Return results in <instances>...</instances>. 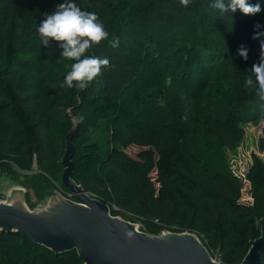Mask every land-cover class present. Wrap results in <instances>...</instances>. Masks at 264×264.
Returning a JSON list of instances; mask_svg holds the SVG:
<instances>
[{
    "label": "trees",
    "instance_id": "16d2710c",
    "mask_svg": "<svg viewBox=\"0 0 264 264\" xmlns=\"http://www.w3.org/2000/svg\"><path fill=\"white\" fill-rule=\"evenodd\" d=\"M61 2L0 0V175L19 179L16 168L30 172L19 186L32 208L55 190L76 201L63 185L61 161L71 114L82 117L73 139V179L86 192L150 234L192 231L213 256L220 250L222 264H241L261 234L264 161L253 156L247 173L253 202L243 204L244 182L230 172L219 145L236 121L235 106L262 103L254 77L251 85L244 78L264 37L253 44L243 39L264 16V0L255 15L237 10L224 16L209 0H190L187 7L180 0H77L97 12L109 40L118 41L116 47L102 41L86 53L107 57L109 64L84 89L61 86L73 61L59 56L60 42L40 46L35 33L43 14ZM241 44L249 49L246 61L235 54ZM177 72L185 75L187 98L200 85L226 82L223 95L199 98L210 132L190 126L174 135L177 96L166 104L160 79ZM151 109L162 125L146 134L153 124L143 127L141 113ZM261 113L254 119L264 118V108ZM134 144L144 149L131 156L126 149ZM81 263L77 250L56 254L23 235L0 232V264Z\"/></svg>",
    "mask_w": 264,
    "mask_h": 264
},
{
    "label": "water",
    "instance_id": "95a60500",
    "mask_svg": "<svg viewBox=\"0 0 264 264\" xmlns=\"http://www.w3.org/2000/svg\"><path fill=\"white\" fill-rule=\"evenodd\" d=\"M73 126L66 136L62 158L63 185L76 201L55 190L35 207L26 200L24 187H14L0 202V232L23 235L56 254L77 250L81 264H222L220 250L213 256L197 233L163 230L150 234L138 223L114 216L110 206L73 179V139L79 121L71 114ZM264 218L261 234L241 264H263Z\"/></svg>",
    "mask_w": 264,
    "mask_h": 264
},
{
    "label": "rangeland",
    "instance_id": "374dc122",
    "mask_svg": "<svg viewBox=\"0 0 264 264\" xmlns=\"http://www.w3.org/2000/svg\"><path fill=\"white\" fill-rule=\"evenodd\" d=\"M257 22H259L261 25H264V16L250 25L248 31L246 32V35H244L243 41L245 43L253 44L255 40L252 38L254 31L253 25ZM249 48L251 49V46ZM254 60L255 62H257L259 60V55L255 54ZM170 74L171 75L164 77L165 81L164 79H160V85H162L163 87L166 104L167 101L170 100V97L172 95L173 97L177 96L180 98L179 99L175 97V102L173 106L176 110L174 112H177L176 117H179L178 124H176L175 122V125L173 124L174 126L172 127L174 128V135H176L177 133H181V135L188 133L190 126H192V129L196 128L201 132H205L208 129L210 132L212 126H208V124L202 121L203 104L199 101V98L202 97V93L210 96L216 94L221 95L222 92H226V90H224L226 82L216 81L213 83V81H211L210 84L208 83L206 86L200 85V87H198L197 89L190 91V97L187 98L184 97L182 91L183 89H181L184 88L185 75L181 72H177L176 77L174 76V73ZM172 77L175 79L174 82H172ZM181 100L183 102V105H181ZM262 105H264V101H262L260 105L242 102L241 104L235 106L233 108V114L236 118V121L228 123L231 126V133L228 134L224 131L225 134L223 133L224 136L221 141V145H219V149L223 151L222 158L227 163L230 172L235 176L238 175L237 178H240V180L244 182L240 202L246 205H249L253 202L252 185L247 179L248 169L253 163V156L256 155L264 161V118L261 117L258 120L254 119L260 114H262L261 110L264 108L262 107ZM151 112H153L152 109L150 111H142L141 113L143 118V127H149L153 124L149 129H147L146 134H149L148 131L153 126L162 125L159 120L157 121L156 118L150 116ZM220 130L221 129H219V131ZM150 131L152 133L153 130L151 129ZM163 132L164 131H161L159 136H161ZM140 135V133H136L135 131L134 136L136 138H139ZM167 136L171 137L169 133L167 134ZM202 136L203 134L199 136V139H197V141L203 140ZM102 141L104 142V140ZM142 149H144V147L134 144L129 146L126 149V152L131 156H136L138 152ZM16 170L18 171V174L21 175L19 179H14L11 176L7 175L4 177L3 174L0 175V200L8 199L10 196V190L14 187H20L19 185H22L21 182L26 176V174L30 173L20 171L17 168ZM152 176H155V173H153ZM28 194L31 199H36L35 194L32 190H29ZM66 196L71 198L70 194Z\"/></svg>",
    "mask_w": 264,
    "mask_h": 264
},
{
    "label": "clouds",
    "instance_id": "9594fccd",
    "mask_svg": "<svg viewBox=\"0 0 264 264\" xmlns=\"http://www.w3.org/2000/svg\"><path fill=\"white\" fill-rule=\"evenodd\" d=\"M187 7L190 0H180ZM262 0H209V7L224 16L239 10L242 14L255 15L262 11ZM253 39L264 37V25L259 22L253 25ZM35 33L39 39V45L47 47L51 41L60 42L59 56L65 60L73 61L63 77L62 87L69 89L77 87L84 89L96 78L103 67H107V57L86 54L90 49L99 45L102 41H108L112 47L118 45L115 39L109 40V32L105 24L93 10L82 9L77 0H63L58 3L51 13H44L43 19L35 26ZM259 60L251 65V72L244 78L249 85H256L259 98L264 101V40L260 41ZM249 49L241 44L236 49V55L242 60L248 59ZM75 82V83H74ZM264 107V105H262ZM77 119H82L78 117Z\"/></svg>",
    "mask_w": 264,
    "mask_h": 264
},
{
    "label": "built area",
    "instance_id": "2783aa9c",
    "mask_svg": "<svg viewBox=\"0 0 264 264\" xmlns=\"http://www.w3.org/2000/svg\"><path fill=\"white\" fill-rule=\"evenodd\" d=\"M236 176H238V175H236ZM1 201H6V200H0V202H1Z\"/></svg>",
    "mask_w": 264,
    "mask_h": 264
},
{
    "label": "crops",
    "instance_id": "0c3cea01",
    "mask_svg": "<svg viewBox=\"0 0 264 264\" xmlns=\"http://www.w3.org/2000/svg\"><path fill=\"white\" fill-rule=\"evenodd\" d=\"M13 189V188H12Z\"/></svg>",
    "mask_w": 264,
    "mask_h": 264
}]
</instances>
